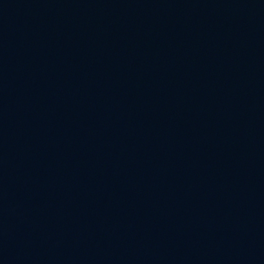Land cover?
Listing matches in <instances>:
<instances>
[{"label": "water", "instance_id": "95a60500", "mask_svg": "<svg viewBox=\"0 0 264 264\" xmlns=\"http://www.w3.org/2000/svg\"><path fill=\"white\" fill-rule=\"evenodd\" d=\"M0 182L264 264V0H0Z\"/></svg>", "mask_w": 264, "mask_h": 264}]
</instances>
